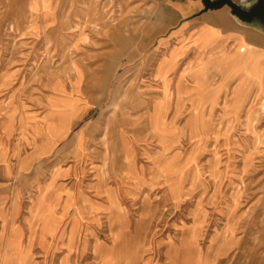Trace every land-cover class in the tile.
<instances>
[{"label":"rangeland","instance_id":"obj_1","mask_svg":"<svg viewBox=\"0 0 264 264\" xmlns=\"http://www.w3.org/2000/svg\"><path fill=\"white\" fill-rule=\"evenodd\" d=\"M203 8L0 0V264H264V30Z\"/></svg>","mask_w":264,"mask_h":264},{"label":"water","instance_id":"obj_2","mask_svg":"<svg viewBox=\"0 0 264 264\" xmlns=\"http://www.w3.org/2000/svg\"><path fill=\"white\" fill-rule=\"evenodd\" d=\"M203 11L227 7L238 22L264 30V0H202Z\"/></svg>","mask_w":264,"mask_h":264},{"label":"bare ground","instance_id":"obj_3","mask_svg":"<svg viewBox=\"0 0 264 264\" xmlns=\"http://www.w3.org/2000/svg\"><path fill=\"white\" fill-rule=\"evenodd\" d=\"M30 6V11L32 12L33 10H32V4H30L29 5ZM28 16V15H27ZM31 21V20H30ZM29 25V24H28ZM12 27V26H11ZM205 30H207L206 28H205ZM204 32V31H203ZM212 41V40H211ZM224 45V44H223ZM222 46V45H221ZM226 46V45H225ZM246 47V46H245ZM199 48V47H198ZM223 48V47H222ZM221 48V49H222ZM226 48V47H225ZM221 49L219 50V51H221ZM227 50V49H226ZM241 50V49H240ZM204 51V50H203ZM222 51H223V49H222ZM221 51V52H222ZM228 52V51H227ZM245 51H243V53H244ZM248 52V51H247ZM217 53V52H216ZM232 53V52H231ZM242 53V54H243ZM220 54V53H219ZM169 55V54H168ZM245 55V54H244ZM217 56V55H216ZM246 56V55H245ZM162 57V56H161ZM215 57V56H214ZM171 58V57H170ZM249 58V57H248ZM169 59V58H168ZM200 59H202V58H200ZM218 59V58H217ZM239 59V58H238ZM243 59H244V57H243ZM242 59V60H243ZM209 60H211V59H209ZM234 60H235V58H234ZM174 61V60H173ZM172 61V62H173ZM237 62V61H236ZM242 62V61H241ZM162 63V62H161ZM222 63V62H221ZM228 64V63H227ZM226 64V65H227ZM169 66V65H168ZM230 66V65H229ZM202 67V66H201ZM233 67H235V65L233 66ZM219 68V67H218ZM217 68V69H218ZM237 68V67H236ZM72 69L74 70V72H75V70L77 69V66H72ZM160 69V68H159ZM168 69V68H167ZM220 69V68H219ZM218 69V70H219ZM227 69H228V67H227ZM231 69V68H230ZM240 69H241V67H240ZM172 70V69H171ZM222 70V69H221ZM78 71V70H77ZM246 71V70H245ZM196 72V71H195ZM225 72V71H224ZM223 72V73H224ZM167 73V72H166ZM212 73V72H211ZM230 73V72H229ZM232 73V72H231ZM261 73V72H260ZM196 74V73H195ZM209 74V73H208ZM216 74V73H215ZM257 74H258V72H257ZM262 74V73H261ZM207 75V74H206ZM212 75H214V74H212ZM211 75V76H212ZM234 75V74H233ZM236 75H237V73H236ZM235 75V76H236ZM243 75V74H242ZM242 75H241V77H242ZM254 75V74H253ZM231 76V75H230ZM78 77V76H77ZM166 77V76H165ZM208 77V76H207ZM225 77V76H224ZM253 77H255V76H253ZM259 77V76H258ZM168 78V77H167ZM214 78V77H213ZM247 78H248V76H247ZM257 79V78H256ZM264 79V78H263ZM78 80H79V78H78ZM241 80V79H240ZM259 81V80H258ZM164 82V81H163ZM250 82V81H249ZM239 83V82H238ZM256 83V82H255ZM220 84V83H219ZM247 84V83H246ZM225 86V85H224ZM258 86H259V83H258ZM263 86V85H262ZM221 87V86H220ZM240 87V86H239ZM248 87V85L246 86V88ZM255 87V86H254ZM260 87H261V84H260ZM259 87V88H260ZM258 88V89H259ZM222 89V88H221ZM220 90V89H219ZM247 90V89H246ZM259 91V90H258ZM223 92V91H222ZM212 94V93H211ZM220 94V93H219ZM241 94V93H240ZM65 95V94H64ZM165 95V94H164ZM168 95V94H167ZM243 95H244V93H243ZM249 95V94H248ZM65 96H67V95H65ZM169 96V95H168ZM206 96V95H205ZM210 96V95H209ZM218 96V95H217ZM227 96V95H226ZM73 98V97H72ZM217 98V97H216ZM237 98V97H236ZM165 99H167V98H165ZM243 99V98H242ZM162 100V99H161ZM212 100V99H211ZM237 101V100H236ZM163 102V101H162ZM167 102V101H166ZM81 104V103H80ZM154 105V104H153ZM167 105V104H166ZM153 108V107H152ZM63 109V108H62ZM152 112V111H151ZM150 112V113H151ZM149 113V122H150V124L152 123L153 124V122L154 121H161V118H162V116H163V114L165 113H163V112H160V111H158V110H156L155 112H153L152 114H150ZM167 116V115H166ZM166 118V117H165ZM25 119V118H24ZM201 120V119H200ZM53 121V120H52ZM203 122V121H202ZM54 123V122H53ZM50 125V124H49ZM51 126V125H50ZM171 126V125H170ZM53 127V126H52ZM60 130V129H59ZM159 130V129H158ZM58 131V130H57ZM61 133V132H60ZM82 136V135H81ZM51 138H53V137H51ZM81 141H82V137H81V140H80V143H81ZM1 154V153H0ZM24 165V164H23ZM162 168V167H161ZM43 190V189H42ZM41 190V191H42ZM45 191H47V190H45ZM40 195V194H39ZM41 196V195H40ZM58 197V196H57ZM16 200V199H15ZM37 202V201H36ZM36 202H35V204H36ZM55 204V203H54ZM36 207V206H35ZM116 208V207H115ZM39 209H40V207H39ZM38 209V210H39ZM37 210V209H36ZM41 213V212H40ZM46 216V215H45ZM42 217V216H41ZM40 219V218H39ZM44 220V219H43ZM42 221V220H41ZM43 222V221H42ZM74 223V222H73ZM121 223V222H120ZM5 224V223H4ZM47 225V224H46ZM57 224H55V226H56ZM76 225V224H75ZM79 225V224H78ZM50 227V226H49ZM78 227V226H77ZM3 228V227H2ZM1 228V229H2ZM13 228V227H12ZM19 228V227H18ZM56 229V228H55ZM75 229V228H74ZM9 230V229H8ZM15 231V230H14ZM57 231V230H56ZM5 233V232H4ZM14 233V232H13ZM53 233V232H52ZM72 233V232H71ZM49 234H51V233H49ZM53 235H54V233H53ZM8 236V235H7ZM19 236V235H18ZM46 236V235H45ZM73 236H74V234H73ZM21 237V236H20ZM43 237V236H42ZM4 239V238H3ZM18 240V239H17ZM9 241V240H8ZM19 241V240H18ZM14 242V241H13ZM17 243V242H16ZM8 244V243H7ZM12 244V243H11ZM15 244V243H14ZM20 244H21V242H20ZM9 246V245H8ZM21 247V246H20ZM5 248V247H4ZM19 248V247H18ZM23 248V247H22ZM20 249V248H19ZM14 250V249H13ZM22 254V253H21ZM20 255V254H19ZM15 256V255H14ZM16 259V258H15ZM11 260H13V259H11ZM16 261V260H15Z\"/></svg>","mask_w":264,"mask_h":264},{"label":"crops","instance_id":"obj_4","mask_svg":"<svg viewBox=\"0 0 264 264\" xmlns=\"http://www.w3.org/2000/svg\"><path fill=\"white\" fill-rule=\"evenodd\" d=\"M211 28H213V27H211ZM214 29H216V28H214ZM264 51V50H263Z\"/></svg>","mask_w":264,"mask_h":264}]
</instances>
